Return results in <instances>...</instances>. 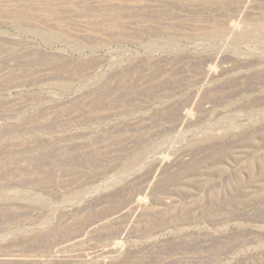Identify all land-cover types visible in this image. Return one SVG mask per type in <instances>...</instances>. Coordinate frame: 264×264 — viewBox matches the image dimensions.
<instances>
[{
	"label": "rangeland",
	"instance_id": "1",
	"mask_svg": "<svg viewBox=\"0 0 264 264\" xmlns=\"http://www.w3.org/2000/svg\"><path fill=\"white\" fill-rule=\"evenodd\" d=\"M0 264H264V0H0Z\"/></svg>",
	"mask_w": 264,
	"mask_h": 264
}]
</instances>
